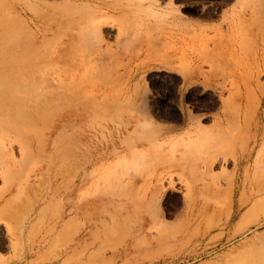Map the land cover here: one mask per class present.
<instances>
[{"label": "rangeland", "instance_id": "374dc122", "mask_svg": "<svg viewBox=\"0 0 264 264\" xmlns=\"http://www.w3.org/2000/svg\"><path fill=\"white\" fill-rule=\"evenodd\" d=\"M252 8L264 0H0V264H264L263 142L216 126L226 62L206 78L193 64ZM249 96L262 116L263 90ZM137 105L152 123L129 124Z\"/></svg>", "mask_w": 264, "mask_h": 264}, {"label": "bare ground", "instance_id": "6f19581e", "mask_svg": "<svg viewBox=\"0 0 264 264\" xmlns=\"http://www.w3.org/2000/svg\"><path fill=\"white\" fill-rule=\"evenodd\" d=\"M257 9L252 8L251 14L249 16L246 17V15H243V16L241 15V17H239V19H238L239 21L237 22V24L235 26L234 25L230 26V28H229L230 30H228V31L231 32L232 35H235L233 38L234 40L222 41V42H213L212 46H209V43L204 41L201 44V47L199 48V56L197 55L193 59V60H195V62H193V64L199 63L200 72L205 73L206 71L202 70V69H204L203 64L211 65V64H214L215 61L218 59H222L224 62H226V65H224L222 67L221 71H222V75L225 77V79H227V80L231 79L230 80L231 83L229 84L230 85V92H229L230 94L228 96V99L224 102V104L221 107L220 117L216 122V126H217V128L224 129L227 131V133L224 134V135H226L227 139H233V138L236 139V137L239 139H242V138L246 137L245 128L249 127L252 124V125H254V127L256 129L255 134H254V136L257 138L256 144L258 145V143L263 142L262 145H264V112L262 113V116H260V117H263V123H262L261 122L262 118L259 117L260 114L257 112L258 109L255 107V105H253L252 103H251L252 104L251 105L247 102L244 103V96L250 95L249 98L252 97L254 95V93L257 91V89H262L264 92V82H261V78H260V76L264 73V12L261 13V12H259L260 10H257ZM98 11H100V10H98ZM246 11H244V12H246ZM93 18H94L93 20L98 19L99 15H95V17H93ZM88 20H89V18H88ZM258 20H261L263 22V25L260 26L259 30H257V34L253 38H249L250 36L254 35V32L253 33H252V31L247 32L244 29H246L247 26L254 24ZM99 22H100V20H99ZM238 26H239V28H238ZM128 29L131 30L132 28L129 25H127V28L122 29V30L127 31ZM239 31H240L241 37L239 35H237V33ZM205 34H206V32H205ZM169 48H171V47H169ZM150 49H151L150 45L148 44L147 47L145 48V50H143V53H145V54L149 53ZM69 54H71V52H69ZM60 55H61V52H60ZM67 56H69V55H67V52L65 50V55L60 56L61 60H62V57L67 58ZM54 63L53 64L55 66H57V64L59 63L58 58H57V60L55 59ZM239 72H241V76L239 78L242 77L243 79H245V81L243 83H239L238 81L236 83H234L233 82L234 77ZM206 73L204 75L205 78H206ZM198 77H199V74H198ZM212 80H214V79H212ZM195 82H196V80H195ZM226 89L228 90V88H226ZM242 90H244V93L242 92ZM129 94L131 95V93H129ZM129 94H128V96H129ZM256 99H258V98L255 97V100ZM242 101H243V104H242ZM259 101H260V104H262V102H264V98L259 99ZM106 104L107 105H114V102H106ZM115 105H121V104L116 103ZM141 108L142 107L139 105H137L135 107L136 111H138L139 113L135 112V114H133L130 117L129 124H131V125L135 124L136 126H140L142 124L145 125V124L152 123L154 121L151 116H148L147 114L143 113V110ZM84 120H81V121H84ZM238 126L241 128V131L239 134L236 131V128ZM168 130L170 132L166 130L165 132L161 133V136H163V137L169 136V134L172 133V129L168 128ZM255 148H256V146H254V148L249 149L247 151V153H245L243 156L241 155V158H237L234 160V166L236 167V169H238L239 171L244 169V171H246L249 168V165L252 162V155H253ZM261 150H263V149L261 148ZM132 152L134 153L135 151H133V149H132ZM258 154L261 155L262 153L261 154L258 153ZM214 162L215 161L205 162L203 165L205 167V170H207V171L211 170ZM170 167H172V166H170ZM247 172H249V171H247ZM239 181H240L239 177H238V179L235 178L233 181V187H234L233 188V192H234L233 195L235 194V190L238 187L237 184ZM152 182H153V180H152ZM155 182L157 185H161V184L163 185V183H164L162 178H156ZM172 182H173V180H170V183H172ZM244 183L245 184L247 183V179H245ZM240 188H241V186H240ZM210 208H211V206H210ZM123 212H125V215L127 216V215H129L128 213H130V210L125 209ZM127 217H129V216H127ZM129 221H131V220L129 219ZM154 221H159V219L156 218ZM146 224L147 223L145 222V225ZM154 225H153V227H154ZM141 228H143V226H141Z\"/></svg>", "mask_w": 264, "mask_h": 264}]
</instances>
